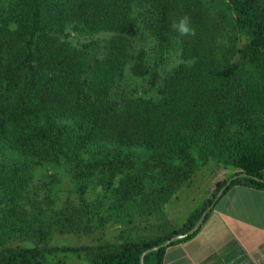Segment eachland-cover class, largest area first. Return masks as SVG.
Listing matches in <instances>:
<instances>
[{"label": "trees", "instance_id": "16d2710c", "mask_svg": "<svg viewBox=\"0 0 264 264\" xmlns=\"http://www.w3.org/2000/svg\"><path fill=\"white\" fill-rule=\"evenodd\" d=\"M247 1L0 0V141L10 140L26 156L46 160L47 139L66 130L56 121L70 118L83 143L109 140L128 147H154L183 158H188V150L199 146L204 136L211 138L210 147L201 149L205 156L238 143L254 151L264 149V132H259L264 127V52L257 53L243 71L250 50L243 49L240 59H232L233 53L222 46L235 15L243 14ZM262 4L264 8V1ZM134 10H138L136 15ZM182 16L189 17L195 37L179 36L172 29V23ZM66 26L79 34L113 32L116 36L108 41V56L98 59L91 42L76 47L61 39ZM251 27L264 42V16ZM142 28L158 42L161 57L165 46L176 40L181 56L197 58L198 64L166 73L155 99L128 91L109 101L93 97L83 85V74L88 71L100 68L110 75L121 74L132 62L133 74L147 72L125 40ZM243 172L248 175L231 179ZM229 179L224 191L235 184L264 190L261 172H235L215 183L212 195L199 205L185 229L125 243L114 251L101 246L17 245L0 250V264H61L63 257L57 254L71 250L83 254L90 264H141L143 251L190 230ZM103 184L110 185V179ZM81 215L80 208L59 210L57 227L76 233L82 228ZM193 233L148 252L143 264H162L165 248Z\"/></svg>", "mask_w": 264, "mask_h": 264}, {"label": "rangeland", "instance_id": "374dc122", "mask_svg": "<svg viewBox=\"0 0 264 264\" xmlns=\"http://www.w3.org/2000/svg\"><path fill=\"white\" fill-rule=\"evenodd\" d=\"M226 1L233 4V0ZM262 1L248 0L243 14L235 15L222 39L223 48L233 53L232 59H240L243 49L250 50L248 61L242 63L243 71L257 53L264 52V42L251 27L264 16ZM115 36L111 31L79 34L72 26L60 33L61 39L76 47L91 42L101 60L108 56V41ZM125 38L147 72L133 74L132 62L121 74L110 75L100 68L88 71L83 74V85L93 97L109 101L128 91L155 99L166 73L198 64L197 58L181 56L176 40L165 46L161 57L158 42L145 28ZM56 124L66 130L61 136L47 139L46 160L26 156L10 140L0 141V250L19 245L101 246L114 251L125 243H140L185 229L199 205L212 195L216 181L239 171L264 174V149L250 150L242 143L205 156L201 149L210 147L211 138L204 136L199 146L188 150V158H183L154 147H128L109 140L83 143L76 134L74 119L59 118ZM262 131L264 127L259 128ZM107 179L110 185L106 187L103 183L107 184ZM72 208L82 210V228L76 233L60 230L56 224L57 212ZM57 256L63 257L61 264H90L83 254L73 250Z\"/></svg>", "mask_w": 264, "mask_h": 264}, {"label": "crops", "instance_id": "0c3cea01", "mask_svg": "<svg viewBox=\"0 0 264 264\" xmlns=\"http://www.w3.org/2000/svg\"><path fill=\"white\" fill-rule=\"evenodd\" d=\"M210 209L192 235L165 248L162 264H264V190L235 184Z\"/></svg>", "mask_w": 264, "mask_h": 264}, {"label": "water", "instance_id": "95a60500", "mask_svg": "<svg viewBox=\"0 0 264 264\" xmlns=\"http://www.w3.org/2000/svg\"><path fill=\"white\" fill-rule=\"evenodd\" d=\"M247 175L248 174L243 172V173H240L238 175H234L231 179H234V178L239 177V176H247ZM231 179H229L227 181V183L218 191V193L216 194L215 200L221 195V193L224 191L225 187L229 184ZM211 207H212V205H211ZM211 207H209V208H207V209H205L203 211V213L198 218V220L195 223V225L190 230H188V231H186L184 233L176 234V235L172 236L170 239L164 241L163 243H161L159 245H156V246H153V247L148 248L145 251H143V253L140 256V263L143 264L144 255H146L148 252L153 251V250H157V249H159L162 246H166V245L170 244L172 241H174L176 239H180V238L186 237L187 235L193 233L199 227V225L203 222V220L205 219L206 214L208 213V211L210 210Z\"/></svg>", "mask_w": 264, "mask_h": 264}, {"label": "clouds", "instance_id": "9594fccd", "mask_svg": "<svg viewBox=\"0 0 264 264\" xmlns=\"http://www.w3.org/2000/svg\"><path fill=\"white\" fill-rule=\"evenodd\" d=\"M172 29L179 34V36L195 37L196 30L191 25L189 17L182 16L178 21L172 23Z\"/></svg>", "mask_w": 264, "mask_h": 264}]
</instances>
